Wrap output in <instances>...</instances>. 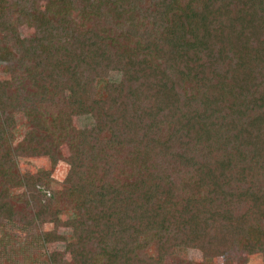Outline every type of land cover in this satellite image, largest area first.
<instances>
[{
  "label": "trees",
  "instance_id": "16d2710c",
  "mask_svg": "<svg viewBox=\"0 0 264 264\" xmlns=\"http://www.w3.org/2000/svg\"><path fill=\"white\" fill-rule=\"evenodd\" d=\"M75 11L89 21L74 22ZM7 45L18 59L13 89L0 82L4 125L18 110L92 120L61 178L72 231L53 233L73 259L144 264L194 248L201 261H177L211 264L264 252V0H55L43 10L0 0ZM57 139L35 130L22 151ZM28 179L35 193L17 199L40 211L44 193ZM21 213L8 209L9 226L24 229Z\"/></svg>",
  "mask_w": 264,
  "mask_h": 264
},
{
  "label": "rangeland",
  "instance_id": "374dc122",
  "mask_svg": "<svg viewBox=\"0 0 264 264\" xmlns=\"http://www.w3.org/2000/svg\"><path fill=\"white\" fill-rule=\"evenodd\" d=\"M55 0H30L31 7L43 10ZM73 20L76 23L88 22L86 11H75ZM21 36H30L33 29L21 25L18 27ZM4 60L0 61V82L5 88L13 89L12 77L15 69L9 65L16 64L17 53L9 45L0 49ZM120 74L110 72L106 80H118ZM14 128L2 123L0 118V262L2 264H105L99 255L73 259L65 241L54 237L55 234H69L72 231L68 223L72 218L69 202L60 195L63 191L61 178L68 166H76L81 157V148L77 147L79 133L91 123L90 116L67 115L55 116L46 114L41 120H28L22 111L13 112ZM35 130L57 135L42 154L23 152L22 147L32 141ZM57 158L53 164L52 158ZM72 162L70 165V161ZM47 176H41L43 172ZM29 176L37 182V192L44 196L39 200L40 211H36L31 198L19 201L22 192L29 196L35 192L30 188ZM42 177V178H40ZM21 209L25 217L24 229L9 226L12 222L8 217V209ZM51 212V217L57 215L60 224L54 228L53 223L44 220L43 213ZM19 220V219H18ZM152 257H156L153 245L146 249ZM177 257L166 256L159 259L145 260L144 264H180L177 258L201 261L200 252L194 248H178ZM211 264H264V252L252 255H242L230 262L225 258L214 257Z\"/></svg>",
  "mask_w": 264,
  "mask_h": 264
}]
</instances>
